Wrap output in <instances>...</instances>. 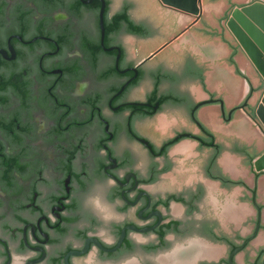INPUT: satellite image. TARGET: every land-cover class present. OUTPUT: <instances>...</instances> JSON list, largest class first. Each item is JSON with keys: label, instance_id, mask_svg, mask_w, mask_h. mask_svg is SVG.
<instances>
[{"label": "flooded vegetation", "instance_id": "1", "mask_svg": "<svg viewBox=\"0 0 264 264\" xmlns=\"http://www.w3.org/2000/svg\"><path fill=\"white\" fill-rule=\"evenodd\" d=\"M105 2L103 34L101 0H0V264H264V205L220 161L252 147L200 116L259 101L196 99L191 52L143 55L157 18Z\"/></svg>", "mask_w": 264, "mask_h": 264}, {"label": "water", "instance_id": "2", "mask_svg": "<svg viewBox=\"0 0 264 264\" xmlns=\"http://www.w3.org/2000/svg\"><path fill=\"white\" fill-rule=\"evenodd\" d=\"M101 1L100 23L104 34L106 2ZM121 1L115 0L113 6L118 7ZM202 1V17L205 20L199 16ZM138 2V16L149 14L161 24V35L153 42L141 46L142 54L146 55L160 48V56L174 62L179 61V56L184 51L191 52L197 65L189 83L192 95L198 100L208 99L210 94L223 96L229 108L243 102L247 95L252 94L249 103L255 105L259 101L256 110L257 122L264 132V0ZM180 31L184 32L169 45L163 46L168 38H173ZM220 113L219 104H207L201 109L200 116L208 127L219 133L221 140L225 139L224 135H231L252 147L248 160L242 154L226 151L220 160L222 167L234 178H242L249 188H255L257 200L264 205V136L241 110L233 123L226 128L220 122ZM196 145L195 141H186L190 150H194ZM255 156L258 157L253 160ZM245 191L246 188L241 185L233 189L231 194L239 196ZM245 206L247 208L245 207L244 214L255 213L256 210L248 202ZM262 216L264 219V209Z\"/></svg>", "mask_w": 264, "mask_h": 264}, {"label": "crops", "instance_id": "3", "mask_svg": "<svg viewBox=\"0 0 264 264\" xmlns=\"http://www.w3.org/2000/svg\"><path fill=\"white\" fill-rule=\"evenodd\" d=\"M261 1H263V0H261ZM161 2V1H160ZM162 3V2H161ZM163 4V3H162ZM163 5H165V4H163ZM202 11H201V15H199L200 17L202 16V14H203V1H202ZM167 6V5H166ZM235 6H238V5H235ZM234 6V7H235ZM170 7V6H169ZM235 37V36H234ZM237 40V39H236ZM241 46V45H240ZM242 47V46H241ZM244 50V49H243ZM245 51V50H244ZM246 53V52H245ZM247 54V53H246ZM247 56H248V54H247ZM249 57V56H248ZM249 59H250V57H249ZM251 60V59H250ZM251 62H252V60H251ZM253 63V62H252ZM254 65V64H253ZM255 66V65H254ZM256 68V67H255ZM257 69V68H256ZM241 112L242 113H244L245 114V116L256 126V128L259 130V132L264 136V132L261 130V128H260V126H259V124H258V122L257 121H253L249 116H248V114L245 112V109H241ZM260 155V154H259ZM258 155V156H259ZM258 156H255L254 158H253V160L255 159V158H257Z\"/></svg>", "mask_w": 264, "mask_h": 264}, {"label": "rangeland", "instance_id": "4", "mask_svg": "<svg viewBox=\"0 0 264 264\" xmlns=\"http://www.w3.org/2000/svg\"><path fill=\"white\" fill-rule=\"evenodd\" d=\"M226 25H227V23H226ZM231 31V30H230ZM233 34V33H232Z\"/></svg>", "mask_w": 264, "mask_h": 264}]
</instances>
